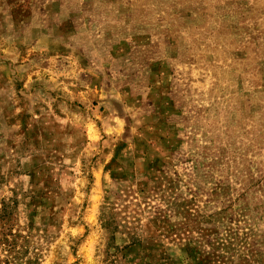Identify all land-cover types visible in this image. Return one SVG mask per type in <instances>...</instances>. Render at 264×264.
I'll use <instances>...</instances> for the list:
<instances>
[{"label":"rangeland","instance_id":"obj_1","mask_svg":"<svg viewBox=\"0 0 264 264\" xmlns=\"http://www.w3.org/2000/svg\"><path fill=\"white\" fill-rule=\"evenodd\" d=\"M7 206L0 264H264V0H0Z\"/></svg>","mask_w":264,"mask_h":264},{"label":"trees","instance_id":"obj_2","mask_svg":"<svg viewBox=\"0 0 264 264\" xmlns=\"http://www.w3.org/2000/svg\"><path fill=\"white\" fill-rule=\"evenodd\" d=\"M8 211L11 213L8 206L0 210V247H6V248L8 247L10 249L12 248L15 249L16 245L12 246V243L10 241L12 233L10 228L8 227V223L11 220V215ZM12 238L14 240L15 236H13ZM0 263H3V261H0Z\"/></svg>","mask_w":264,"mask_h":264}]
</instances>
